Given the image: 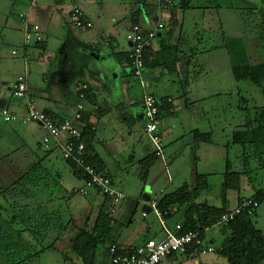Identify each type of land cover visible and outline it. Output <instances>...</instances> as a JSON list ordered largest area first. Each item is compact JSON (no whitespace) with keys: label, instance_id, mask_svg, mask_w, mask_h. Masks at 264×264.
Segmentation results:
<instances>
[{"label":"rangeland","instance_id":"obj_1","mask_svg":"<svg viewBox=\"0 0 264 264\" xmlns=\"http://www.w3.org/2000/svg\"><path fill=\"white\" fill-rule=\"evenodd\" d=\"M37 1V3H40L41 0ZM50 1L51 3L54 2ZM150 1L155 3L156 0ZM142 2L144 0H64L61 5L55 4V6L52 4L55 11L50 16L51 35L47 39L50 38L51 44L49 52L52 51L57 54V62H55V67L50 73V78H57L54 74L62 64V67H60L62 68L61 72L65 73L67 77L66 80L63 79L64 81L61 80V83H58V87L60 93L67 99L63 103L67 106L69 112L74 113L76 95L79 90L77 83L87 81L86 74H88L105 80L107 93H111L114 99L119 98V103L122 100L124 105L127 104V114L129 115L126 118L134 120L132 125L129 126L126 118L118 116V112L112 113L110 117L112 123L106 131L109 138H113L112 141L114 142L99 148L102 157L113 164L115 184L124 192L123 194L127 198L122 203L114 206L106 203L104 196L96 194L94 189H89L87 195L73 194V190L81 189L84 184L74 178L72 172L66 167L62 159L63 152L58 148L52 149L49 156L55 167L63 173L62 183L64 189L60 191L58 190L60 189L59 186H55V188L52 186L49 190V194L54 195L49 197L55 203L47 204L48 206L33 205L34 208L38 207L39 212H41L40 216L45 215L49 219L47 222L50 226L46 231L47 234L43 238H36L38 242L36 247L39 249L34 247L33 252L40 249V251L42 249L44 251L38 255L25 258L23 256L22 261L17 260V258L16 260H9L7 264H64V257L59 252L65 253V257L72 261L78 260L69 241L75 237L77 238L78 233L83 230L90 231L94 227L95 220L99 217L101 210L111 215L110 217L113 219L116 218L120 221L119 224L122 228H118V230L121 235L117 237V242L123 244L126 241H141L149 238V236L155 237L156 233L160 238L163 237L158 221L150 222L143 218L144 200H142V195L146 193L147 187L151 188L150 195L153 198L174 193L185 186L194 190L197 189V176L204 175L208 179L207 186L199 188L196 203L221 207L224 200L227 164H230L232 171L240 174L241 182L240 191H225L224 195L231 208L235 207L240 194L247 196L246 198L254 196V185L257 189L264 190V164H261L264 163V134L259 142L247 146L246 149L232 143L233 135L236 132L247 131L246 128L249 124L257 126L255 124V119H259L257 110L264 108V84L259 87L252 82H237L233 77L232 64L227 59L229 53L230 57L232 55L236 59L246 56L250 64L264 63V37L260 46L251 52L252 48L247 47L243 39L230 38L228 40L229 47H227L229 50H226V47H220L221 39L218 35L215 36L216 31L208 33L214 36L210 38L207 34L203 41L200 40L202 43L200 45L198 43L200 53L197 54V59L194 60V66L190 70V78H188L191 83L185 80L180 81L176 76H172L163 69L160 70L162 75H155L154 78L152 77L154 73L146 72L144 74V82L146 81L149 85L148 92L151 94H161L160 92H163L171 96L174 100L173 108L179 115L182 114V117H179V115L170 117L169 115L173 112L167 113L162 119L163 125H167L170 118H172L170 122H174L178 126L180 122L185 125L188 114L183 111V108H186L188 102H194V94H200V96H203V100L201 99L202 102L196 104V108L207 106L209 109L208 118L213 119V132H208L212 138L211 143L225 146L231 143V148L227 151V154L226 152L222 154V151L216 147H207V144H204L201 146L199 159L197 146L192 142L193 138L191 139L189 131L186 133L182 131L181 135L177 137L176 128L172 136L166 135L164 138L163 149L164 156L167 159L165 164L156 155V148L147 137L144 125L138 121L140 118L138 113H141L144 95L140 81L131 74L130 67L124 61L122 63L124 73H122L114 58L115 56H113L115 55L114 52H129L130 45L127 35L132 23L137 21L138 16L143 17V14L137 11L140 9ZM202 2L203 0H194L195 5H200ZM31 4L32 0H0L1 14L7 17L6 23L8 22L9 28H15V31L1 32L0 53L2 56L10 55L11 51L15 49L18 52L17 61L22 60L25 34L20 15H27ZM75 4H82L85 11L87 10L89 18H86L92 22L94 26L92 29H78L75 27L72 16L70 17ZM80 8L83 11L82 7ZM35 9L32 8V15ZM83 13L85 14L84 11ZM246 14L242 16H248V12ZM195 16L198 20L203 18L197 12L190 18ZM170 24L168 21L167 30L170 29ZM249 33L254 34L255 29L251 27ZM196 34L197 32L194 33V35ZM249 37H247V41L250 40ZM254 53L256 57H252ZM240 60L241 64L245 63L243 59L240 58ZM18 69L17 66V76L22 72ZM157 79L158 81H156ZM125 81L126 83H124ZM39 82L40 85H44L41 78ZM185 94H187V97ZM129 97L136 103H131V100L128 101ZM38 127L37 124H17V148H14L13 145H5L7 141H3L0 144V153L6 157V160H17L26 155L32 157V153L36 156L44 155V149H42L43 151L37 149L38 143L43 139V133ZM21 137L26 139L30 148H22ZM245 152L250 164L247 167L249 168L247 172L244 169ZM149 155L155 156L156 160L149 168L146 179L141 181V161ZM48 181L50 184L55 182L52 178H49ZM32 200L38 201L39 197H33ZM114 207L118 212L111 214ZM46 210L49 212L45 213ZM123 210L125 211L124 217H118ZM176 216L168 219L167 224L174 227L175 221L181 215L177 214ZM252 220L256 228L264 234V201H262ZM230 235L231 230L224 226L211 228L207 239L208 241H211V238L213 239L216 252L207 255L196 254L191 259L179 256L180 262L182 264H230L225 257L218 253L224 241ZM2 252L1 249L0 255H3ZM97 252L98 255L106 254L103 245L99 247ZM103 258L108 260L110 257L104 255ZM261 264H264V262Z\"/></svg>","mask_w":264,"mask_h":264},{"label":"crops","instance_id":"obj_2","mask_svg":"<svg viewBox=\"0 0 264 264\" xmlns=\"http://www.w3.org/2000/svg\"><path fill=\"white\" fill-rule=\"evenodd\" d=\"M64 1V0H63ZM169 0H156L155 3H152L150 0H144L142 2V5L140 9L137 11H140L141 14H143V17L138 16V19L136 21V24H139L141 27L145 29H153L155 28L156 24L158 22L163 23L165 28L161 30L158 33L157 41L155 42L154 47L152 48L151 52L148 54V61H155V55L158 53L160 48L161 41H165L167 45L169 46H178L180 51V62L177 64V70L172 73V76H176L180 81L185 80L188 83H191L188 78H190L191 69L194 66V60L197 59V54L200 53V47L198 46L202 43L200 40L203 41V38L210 32H215L216 35L219 36L220 40V47H226V50H229L227 47H229L228 40L230 38L235 39H243L245 45L247 44V47H251L252 51L256 49V47L260 46L261 39L264 37V31H263V25H264V0H203V2L200 5H195L194 0H172L174 3L173 7L169 8H163L159 9L160 4H166ZM37 0H32L31 7L28 10V14L25 15L29 22L34 25H39L42 34H43V43L41 45H38L36 43L29 44L25 46V42H23V57L21 61H17V50L13 49L11 51V54L8 56H2L0 53V70H1V77H0V109L2 108H8L11 112L17 114V115H24L27 111L28 103L24 99H18L14 97L13 95V86L17 80V78L20 75H24L25 73H28V89L30 93L35 98V107L45 113H47L49 116L56 118V119H72L74 117V114L76 112V107L79 102L78 93L76 95V105L74 108V113H70L67 106L63 103L65 100H67L63 94H61L59 91L58 83H61V80H66L67 75L62 71V64L58 67L59 70L55 72V76L57 78H50V73L53 69L54 64L57 59V54L51 51L49 52L51 44H50V16L53 15V12L55 11L54 5L55 2H52L50 0H41L40 3H37ZM54 4V5H52ZM56 6V5H55ZM74 6L82 7L83 11L86 14V17L89 18L88 12L85 11L82 4H75ZM34 10V14L32 15L31 10ZM262 8V9H261ZM72 10V9H71ZM136 11V12H137ZM135 12V13H136ZM199 13L202 15V20H198V18L195 16L194 18H190L195 13ZM245 12V13H244ZM246 12H248V16L243 17L242 15H247ZM71 13V12H70ZM188 14V18H187ZM24 15V14H21ZM20 15V16H21ZM72 15V14H71ZM70 15V17H71ZM197 15V14H196ZM7 17L4 14H1L0 12V35L3 31H15V28H9L8 22L6 23ZM168 19V20H167ZM172 20V21H171ZM250 20V21H249ZM141 21V22H140ZM168 21L171 23V27L169 30H167ZM248 21V24H247ZM135 22L132 23V25ZM250 25V26H249ZM132 27V26H131ZM255 29V33L251 34L250 28ZM131 29V28H130ZM194 35V33H196ZM210 38H213L214 35L208 34ZM250 36V40L247 41V37ZM254 39H253V38ZM262 37V38H261ZM56 38V37H55ZM54 38V39H55ZM58 39V38H57ZM55 41V40H54ZM130 45V44H129ZM16 52V54H13V52ZM115 60L118 64V67L122 73H124L123 68V61L120 62L121 59H118L116 56V52H114ZM50 54V55H48ZM30 56V57H29ZM96 57V56H94ZM252 57H256L255 53L252 54ZM228 61L231 62L230 55L228 53ZM252 63V62H251ZM17 66L18 70L22 71L17 76ZM163 68L155 67V66H147L144 69L143 72V80H144V74L146 72H149L150 74L161 76L162 72L160 70ZM232 69V68H231ZM90 71V70H89ZM130 72L133 74L132 69L130 67ZM23 73V74H22ZM177 74V75H176ZM88 77L87 81H81L78 82V87H80L81 84L87 83L90 86V102L95 103L98 106V112L94 113L90 116L88 120V124L84 122V126H93L96 128V132L94 133V138L92 141V146L90 147V154L93 156L100 157L104 163V174H108L113 182L114 187L121 193H124L120 188L117 187L114 181L113 177V171L115 169L113 168V164H110L106 158L102 157L101 153L99 152L100 147L107 146L108 144H112L114 141H112L113 138H109V134L106 131L108 127H110V124L112 123L110 117L112 113L118 112V116L121 118H126L129 114H127V104L124 105L123 101L121 100L120 103L118 102V99H114V96L110 93H107L105 80L90 76L86 74ZM124 77V76H123ZM42 79L43 84L40 85L39 79ZM58 79V80H57ZM54 80V81H52ZM63 80V81H64ZM125 80V79H123ZM53 83H52V82ZM58 81V82H57ZM158 81V79L156 80ZM57 82V83H54ZM126 83V81L124 82ZM126 85V84H125ZM141 85V84H140ZM146 90L148 89V83L145 81ZM105 88V90H103ZM143 93H144V89ZM148 91V90H147ZM142 93V95H143ZM150 93V92H149ZM159 93H152L156 95L160 100V105L163 108L162 109V116L160 118V126H159V133L161 134L163 138L166 135L169 137L175 133V129L177 128V137L181 135L182 131H185L184 133L188 132L191 134V139L193 138V143L197 146L198 151V158L201 151V146L204 144H207V147H216L217 149L222 151V154H224L231 148V143H228L227 146L225 145H215L210 143H200L197 144L195 142L194 133L199 132L201 134H208V132H213V119L208 118V107L202 106L199 109L196 108V104L198 102H202V97L200 94H194V102H188L186 108H183V111L188 114V120L186 121L185 125L180 122L179 126L174 123L170 122L172 118L169 119V123L167 125H163L162 119L165 117L167 113L173 112L170 117L174 115H179V113L176 112L174 107V100H172L171 96L166 95L163 92ZM187 97V94H185ZM123 96L125 97V94L123 93ZM129 96V92H128ZM142 99V97H141ZM164 99V101H163ZM202 99V100H201ZM131 100V103H136L134 100L129 97L128 101ZM168 100H171L169 103ZM162 101V103H161ZM141 103V102H140ZM143 103V102H142ZM141 113H138L140 118L138 121H140L144 125V106L143 104ZM132 111V110H129ZM133 112V111H132ZM87 115V114H86ZM132 117V116H130ZM179 117H182V114L179 115ZM128 120L129 126L132 125V122L134 121ZM131 119V118H130ZM17 124L21 125H28L23 124L20 122L16 123H5L2 118H0V144L5 142V145H13L14 148H17ZM32 125L35 123H31ZM38 125V124H37ZM39 126V125H38ZM83 126V125H82ZM242 127V126H241ZM240 127V128H241ZM239 128V129H240ZM38 129L43 133V136L45 135L42 128L39 126ZM144 131H145V125H144ZM22 140V148H30L26 139L21 137ZM212 141V139H211ZM172 143H174L173 140H171ZM1 148V146H0ZM38 150H42V141L38 143L37 145ZM141 149V147H140ZM16 150V149H14ZM43 151V150H42ZM45 154L42 156H36V154H31V156L26 155L25 157H20L17 160H6V157H4L0 153V228L3 225V222H9L10 214L13 212H7L6 211V194L12 190L13 193H17V205H20L17 207V210H24L22 208H25L26 206L30 205L31 210L34 209L33 205L37 204L48 206L47 204L55 203V201L50 197L54 196L52 193L49 194V190L52 186L55 188V186H59L60 189L63 190V183H62V175L63 173L59 171V168L57 169L53 163V161L50 159L49 154L51 151H43ZM144 154V153H143ZM142 154V155H143ZM63 159V158H62ZM200 159V158H199ZM167 160V159H166ZM33 161V162H32ZM50 161V162H48ZM64 161V160H63ZM164 162V161H163ZM66 167L71 171L69 165L64 161ZM165 163V162H164ZM33 165H39L34 172H32L33 179L31 182V185L26 187V190H29V196L24 200L23 204V196L25 197L24 193L26 190L25 188L20 187V180L22 176L26 173L27 169L29 167H32ZM52 165V166H51ZM72 172V171H71ZM106 174V175H107ZM72 175L74 178H76L72 172ZM49 178L54 179V184H50L48 181ZM79 180L78 178H76ZM81 181V180H79ZM84 184V181H81ZM83 187V186H81ZM150 189L151 193V188ZM255 192L257 190H263V189H257L254 185ZM52 191V190H51ZM96 194H102L98 192V190H94ZM103 195V194H102ZM168 195V194H167ZM19 196V197H18ZM50 196V197H49ZM125 196V194H124ZM142 195V200H143ZM151 196V195H150ZM33 197H39V200L33 201ZM162 197V196H158ZM244 197L240 194L239 198L237 199V203L234 208H231L228 206V210L235 209L238 204L240 203V200ZM22 198V199H21ZM105 201L106 203H109L110 205L117 206V204H114L111 199H108L106 197ZM127 197L125 196V199ZM156 198V197H154ZM151 197V199H154ZM124 199V200H125ZM123 200V201H124ZM122 201V202H123ZM121 202V203H122ZM143 206L145 205V201L143 202ZM27 204V205H26ZM120 204V203H119ZM23 205H26L23 207ZM22 206V207H21ZM260 208V207H259ZM11 209V207H10ZM36 209V208H35ZM176 209V208H174ZM103 210L100 211V213ZM45 212H49L46 210ZM116 212L115 207L112 210L111 214H114ZM118 212V211H117ZM116 212V213H117ZM124 210L118 217H124ZM143 212V211H142ZM105 214L104 212H102ZM115 213V214H116ZM180 214V213H179ZM111 216V215H110ZM108 217L107 220L112 221L110 224L111 232L106 237V241L104 244V250L106 254L98 255V252L96 253V259L94 264H108L110 261V258L108 260H105L103 258L104 255L109 254V247L112 244H118L120 248L122 249H128V248H136L141 245H143L146 241L150 239H160L159 236L145 238V240H137L136 242H129L126 241L123 244L119 241L117 242V237H119L121 234L118 228H122L119 224V220L116 218L113 219L112 217ZM174 217H177L176 215ZM171 217V218H174ZM144 218V217H143ZM170 218V219H171ZM99 219H101V216L99 214V217L95 220L94 226L99 222ZM148 221H156V220H150V218L147 219ZM183 220L179 218L175 221V226L179 223H181ZM108 222V221H107ZM50 224L48 223V227ZM170 228L173 225L168 224ZM13 228L17 231V222L15 221L13 224ZM162 232V230H161ZM1 233V230H0ZM163 233V232H162ZM47 232L42 234L40 238H43L46 236ZM1 237V234H0ZM25 242L30 244L31 252L30 254L34 255L38 253L39 251H34V247L36 249V246L38 245L37 240L30 234L25 233L23 235ZM162 238V237H161ZM143 241V242H142ZM69 244L71 246L72 239H70ZM210 244L213 246V239L211 238ZM214 247V246H213ZM43 250V249H42ZM98 251V250H97ZM44 253V252H43ZM64 257V264H82L81 259L78 258L76 261H72L65 258V253L59 252ZM196 254L194 255V257ZM186 257V256H185ZM191 257V258H194ZM6 255H0V264H6ZM180 257L177 258V263L182 264L180 262ZM190 258V259H191ZM198 264V263H197Z\"/></svg>","mask_w":264,"mask_h":264},{"label":"trees","instance_id":"obj_3","mask_svg":"<svg viewBox=\"0 0 264 264\" xmlns=\"http://www.w3.org/2000/svg\"><path fill=\"white\" fill-rule=\"evenodd\" d=\"M53 1L56 5L63 4V0ZM134 24H136V21ZM262 29L264 31V25ZM261 40H263V38ZM41 43L43 42L36 44L41 45ZM151 50L152 49H147L144 54V69L147 66H155L163 68V70L167 71L169 74H172L177 70V64L180 62V51L178 46H169L167 45V43H165L164 40L161 41L159 51L154 58L155 61H148V54L149 52H151ZM116 56L118 57V59H121V63L122 61H124L127 66L131 67L132 69V60L129 57V52L117 53ZM230 58L232 64L233 77L237 82H252L253 84L259 87L264 84V63L250 64L246 56H242L236 59L231 55ZM240 58L244 60V64H241L242 62ZM132 72L134 75L133 69ZM91 91L92 90L88 91L89 100ZM161 105L159 100L160 118L162 116L163 109ZM97 112L98 110L93 113H85L83 120L81 121L83 125V142L85 143L84 158L87 165L103 173L104 163L102 159L100 157L93 156L90 154V147L92 146L91 144L95 133V131H93L94 127L84 126V122L88 124L90 116ZM257 113L259 114V119H255V124L257 126L249 124L246 128L247 131L245 130L236 132L233 135V144L240 145L243 149H246L247 146H252L253 144L259 142L262 139L261 137L264 134V108H259L257 110ZM194 138L197 144L210 143L212 139L210 134H201L199 132L194 133ZM244 154L246 155V157L244 156V169L245 172H247L249 169L247 167L250 164L246 152ZM63 160L65 161L64 158ZM155 160V156L149 155L147 158L141 161V181H144L146 179L149 168L154 164ZM65 162L69 165L71 171L73 172L76 178L81 181L87 179L86 173L84 172L82 167L78 166L75 162L71 160ZM38 166L39 165H33L32 167H29L27 169L26 173L22 176L19 182L20 187L25 188L26 190V187L31 185L33 179L32 172H34V170H36ZM107 176L110 178L108 174ZM207 182L208 179L206 176L198 175L196 187L197 189L191 190L189 187L185 186L180 190L162 196L159 199V207L161 208V210L168 211L169 213L167 219H170L171 217H174L175 215L180 213V219L183 220L181 223L183 225L184 233L190 231H204L206 228L215 227L220 221L223 214L228 211H232L228 210L229 205L224 195L225 191L241 190L240 174L233 172L230 164H227V171L224 182V200L222 206L216 207L206 204H197L196 199L198 195V190L199 188L206 187ZM98 192L100 191L98 190ZM22 194L25 195V197H22L24 204V200H26V198L29 196V190H26ZM103 196L105 197V195ZM243 199H252L254 201H257L260 207L262 201H264V190H257L254 193V196L250 198H242L238 206L241 204V201ZM6 204V211H13L10 216H8L10 218V221L3 222V225L0 228V250L2 249V254L6 255L7 264L9 260H16L17 258V260L20 259L22 261L25 257L32 255L30 254V244L27 245L23 235L25 233H30L35 239L39 238L49 228L47 222L49 221V219H47L45 215L40 216L41 212H39L38 207L36 209L32 208L31 210L30 205L26 206L27 204L23 205V207L26 206L25 208H22L24 210L18 211L17 207H19L20 205H17V193H13L12 190H10L6 194ZM259 207L253 210L251 214L249 213V210H243L239 215L235 217L234 220L230 221L225 225H222L231 230V235L224 241L223 246L221 249H219L218 253L221 256L225 257L230 264H261L264 262V234L256 228L252 220V218L256 215V212L258 211ZM174 208L176 209L174 210ZM35 214L38 216H36ZM100 216L101 219H99V222H97V224L90 231L83 230L82 232L78 233L77 238L75 237L74 239H72L71 248L76 254V256L81 259L82 264H94L97 250L101 245L104 246L106 237L111 232V229L109 227L112 221L107 220L110 215L106 213L103 214L101 212ZM15 221L17 222V231L15 228H13V224ZM202 238L205 239L204 233L202 234ZM116 245L119 247L118 244ZM42 251L34 255H38ZM195 252L200 253L198 249L193 248L188 252L187 255H185L186 258L194 257V255L196 254Z\"/></svg>","mask_w":264,"mask_h":264},{"label":"built area","instance_id":"obj_4","mask_svg":"<svg viewBox=\"0 0 264 264\" xmlns=\"http://www.w3.org/2000/svg\"><path fill=\"white\" fill-rule=\"evenodd\" d=\"M173 6V1L169 0L166 4H160L159 9ZM71 16L75 27L78 29H92L94 27L79 6L73 7ZM20 18L24 24L25 46L32 42H43V34L40 26L31 24L25 15H21ZM164 28L165 26L160 22L153 29H145L139 24H133L127 35V40L131 45L129 57L132 60L134 76L139 79L141 87L145 90L143 95L144 119L147 121L145 133L156 148V155L166 164L167 160L164 156L163 138L159 133V99L146 90V85L143 80L144 54L147 49L154 47L158 33ZM13 54H16V52L14 51ZM1 74L0 70V77ZM27 78L28 73L20 75L12 89L14 97L24 99L28 103L26 113L20 116L11 112L8 108H2L0 109V118L5 123L20 122L23 124H38L45 133L42 139V148L46 152L58 148L63 152L65 161L71 160L82 167L87 179L84 180V187L79 190H73L74 194L80 193L87 195L89 189H94L99 190L106 198L111 199L114 204L118 205L121 203L125 199V196L114 187L111 178L87 165L84 158L85 143L83 142L81 121L85 113H93L98 110V106L89 101V84L83 83L79 87V102L74 117L72 119H54L35 107V98L28 89ZM168 102L170 103L171 100H168ZM93 131L96 132L95 127ZM159 199L160 197L151 199L147 204L155 214L154 220L158 221L161 226L163 237L160 239H150L143 245L133 249H122L116 244H112L109 247L110 261L108 264H178L177 258L187 255L193 248L200 251V253L195 252L196 254L207 255L215 252V248L207 239L211 228H206L204 231H190L186 233L183 231L182 223L177 224L174 228H170L167 224L169 213L168 211L161 210L159 207ZM258 207L259 203L257 201L243 199L237 208L223 214L216 226L229 223L243 210H249L251 214ZM143 217L148 219L150 218V214L143 212ZM203 233L205 234V239L202 238Z\"/></svg>","mask_w":264,"mask_h":264},{"label":"water","instance_id":"obj_5","mask_svg":"<svg viewBox=\"0 0 264 264\" xmlns=\"http://www.w3.org/2000/svg\"><path fill=\"white\" fill-rule=\"evenodd\" d=\"M146 124L147 121L145 120L144 125ZM143 200L145 201V205L142 207V211L150 214V220L152 221L155 219V214L152 212L151 207L147 204L151 200L150 189L148 187L146 188V193L143 196Z\"/></svg>","mask_w":264,"mask_h":264}]
</instances>
